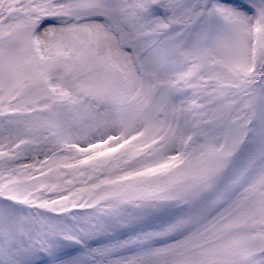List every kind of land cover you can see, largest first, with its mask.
Returning <instances> with one entry per match:
<instances>
[{"label":"snow or ice","instance_id":"obj_1","mask_svg":"<svg viewBox=\"0 0 264 264\" xmlns=\"http://www.w3.org/2000/svg\"><path fill=\"white\" fill-rule=\"evenodd\" d=\"M0 264H264V0H0Z\"/></svg>","mask_w":264,"mask_h":264}]
</instances>
